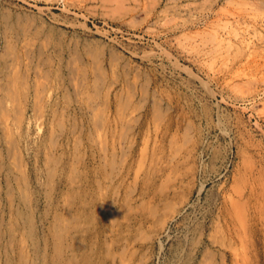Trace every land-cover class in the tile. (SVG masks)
Instances as JSON below:
<instances>
[{"label": "rangeland", "instance_id": "obj_1", "mask_svg": "<svg viewBox=\"0 0 264 264\" xmlns=\"http://www.w3.org/2000/svg\"><path fill=\"white\" fill-rule=\"evenodd\" d=\"M0 50L1 68L17 66L13 104L31 132L44 125L47 148L23 149L15 172L29 174L19 210L39 253L17 219L0 264H52L56 224L60 264H264V0H0Z\"/></svg>", "mask_w": 264, "mask_h": 264}, {"label": "bare ground", "instance_id": "obj_2", "mask_svg": "<svg viewBox=\"0 0 264 264\" xmlns=\"http://www.w3.org/2000/svg\"><path fill=\"white\" fill-rule=\"evenodd\" d=\"M152 1V0H151ZM256 2V1H255ZM239 7V6H238ZM257 8V7H256ZM62 9V8H61ZM255 10V9H254ZM249 11V10H248ZM233 14V13H232ZM226 17V16H225ZM18 20V19H17ZM27 21V20H26ZM236 32V31H235ZM223 34V33H222ZM218 35H219V33H218ZM233 35H234V33H233ZM8 36V35H7ZM213 37H214V35H212ZM260 36V35H259ZM218 37V36H217ZM244 37V36H243ZM221 38V37H220ZM251 38V37H250ZM215 39V38H214ZM4 41V40H3ZM9 41H10V39H9ZM217 41V40H216ZM239 41V40H238ZM245 41V40H244ZM240 42V41H239ZM9 44H11V43H9ZM13 44V43H12ZM217 44V43H216ZM248 44V42H246V45ZM7 46H11V45H7ZM15 46V45H14ZM241 46V45H240ZM2 48H3V46H1ZM9 47H7V48H9ZM16 47V46H15ZM253 47V46H252ZM5 49V48H4ZM16 49H17V47H16ZM7 50V49H6ZM6 50H5V52H6ZM12 50V49H11ZM1 51V50H0ZM18 51H20V50H18ZM17 51V52H18ZM238 51V50H237ZM248 52H249V50H248ZM2 53V52H1ZM8 53V52H7ZM11 53V52H10ZM13 53V52H12ZM232 53V52H231ZM16 54V53H15ZM21 54H23V53H21ZM7 55V54H6ZM10 56H12L11 54H9V56L8 57H10ZM26 56V55H25ZM0 57H2V55L0 56ZM7 57V56H6ZM7 57V58H8ZM22 57V56H21ZM21 57H20V59H21ZM248 57V56H247ZM4 58V57H3ZM12 58H13V56H12ZM26 58V57H25ZM24 58V59H25ZM23 59V60H24ZM164 59V58H163ZM11 60V59H10ZM27 60V59H26ZM30 60H32L31 58H30ZM21 62H22V60H20ZM3 62H4V59H3ZM11 61H9V63H10ZM13 62H15V60L13 61ZM13 62H11L12 63V65L10 64V68H8V64L7 65H5L4 67H0V241L4 238V236H9V244L10 245H12V243H13V241L15 240V234H16V232H19V227H18V223H17V219H20L21 220V223L23 224V225H28V226H30L29 228H28V230L27 231H25V234L27 235V236H29V238L33 241V244H32V246H33V254H34V256H37L38 255V253H39V248H38V245H37V242H35L34 240H35V238L33 237V232H34V227L31 225V223H32V217H31V215H29V216H23L22 215V213H21V211L19 210V205L20 204H23L24 206H27V205H29V206H31V202H32V200L29 198V195L27 196V193H26V191H27V189L28 188H30L29 187V185L31 184L30 183V181L28 180V178H29V174H25V176L22 174V175H17V173H15L16 171H20V164L18 163L19 162V158H20V156H21V153H22V150L23 149H26V150H28L29 148H30V150L31 149H33L34 150V153H35V157H36V155L40 152V148H42L43 150H47V148H45L46 147V143H45V137L43 136V134H42V127L44 126H42V125H40L39 123H37L38 121L37 120H39V118L38 119H36V121H34V122H36L35 123V130L33 131V132H31V130H30V128H31V121H29L30 119H28V117H26V114L24 113L25 112V110L27 109H24L23 107H19V106H17L16 107V105H17V103H19L20 104V102H13V100H15V94H17V93H15V91L16 90H18V80H16L15 78H14V76L12 75V76H10L9 78H8V76H9V73H11V71H12V68L14 69V67H13ZM26 62V61H25ZM30 62V61H29ZM32 62V61H31ZM51 62V61H50ZM17 63V62H16ZM47 63V62H46ZM15 64V63H14ZM25 64H28V60H27V62L25 63ZM36 65H37V63H36ZM250 65V64H249ZM20 66H22V65H19V67ZM23 67H25V66H23ZM28 67V66H27ZM15 69H17V66L15 67ZM27 69V68H26ZM20 70H21V68H20ZM29 70V69H28ZM27 70V71H28ZM239 71V70H238ZM13 72V71H12ZM26 72V71H25ZM29 72V71H28ZM39 73V72H38ZM37 73V74H38ZM232 73V72H231ZM18 74H20V73H18ZM31 74V73H30ZM17 76V75H16ZM15 76V77H16ZM35 76V75H34ZM237 76H238V74H237ZM240 76V75H239ZM234 77V76H233ZM14 78V79H13ZM195 78V77H194ZM20 79V78H19ZM200 79V78H199ZM236 79V78H235ZM29 80V79H28ZM174 80V79H173ZM164 81V80H163ZM22 82V81H21ZM243 81H241V83H242ZM27 83V82H26ZM29 84H32V83H29ZM40 84V83H39ZM41 85V84H40ZM184 85V84H183ZM239 85V84H238ZM259 85V84H258ZM20 86V85H19ZM24 86H26V85H24ZM38 85H36L35 87H37ZM44 86V85H43ZM101 86V85H100ZM204 86V85H203ZM46 87V86H45ZM51 87V86H50ZM183 87V86H182ZM208 87V86H207ZM235 87V86H234ZM248 87H250V86H248ZM144 88V87H143ZM238 88V87H237ZM251 88V87H250ZM20 89H21V87H20ZM40 89V88H39ZM81 90V89H80ZM143 90V89H142ZM46 91V90H45ZM50 91V90H49ZM243 91H245V90H243ZM209 92V91H208ZM212 91H210V93H211ZM26 93H28V92H26ZM25 93V94H26ZM147 93V92H146ZM247 93V92H246ZM262 93V92H261ZM34 94V93H33ZM68 94V93H67ZM84 94V93H83ZM130 94L131 93H129V96H130ZM167 94H168V92H167ZM208 94V93H207ZM263 94V93H262ZM37 96V94H34L33 95V97L34 96ZM46 95V94H45ZM44 95V96H45ZM116 95V94H115ZM121 94L119 93V96H120ZM123 95V94H122ZM252 95V94H251ZM35 96V97H36ZM43 96V97H44ZM49 96V95H48ZM51 96V95H50ZM167 96V95H166ZM199 96V95H198ZM257 96V95H256ZM32 97V98H33ZM105 97V96H104ZM121 97V96H120ZM125 97V96H124ZM123 97V98H124ZM170 97V96H169ZM244 97V96H243ZM27 98V97H26ZM117 98H118V96H117ZM117 98H115V99H117ZM132 98V97H131ZM131 98H129V99H131ZM264 98V97H263ZM23 99H24V97H23ZM33 99H35V98H33ZM114 99V100H115ZM119 99H121V98H119ZM125 99V98H124ZM147 99V98H146ZM170 99V98H169ZM20 100H21V98H20ZM35 100H37V98L35 99ZM43 100V99H42ZM41 99H40V103L42 104V101ZM45 100H47V99H45ZM84 100V99H83ZM34 101V100H33ZM49 101V100H48ZM65 101V100H64ZM68 101V100H67ZM133 101V100H132ZM180 101V100H179ZM195 101V100H194ZM261 101V100H260ZM22 102V101H21ZM61 102V101H60ZM87 102V101H86ZM122 102V101H121ZM124 102V101H123ZM131 102V101H130ZM136 102V101H135ZM138 102V101H137ZM169 102V101H168ZM16 103V105L14 106V104ZM33 103V102H32ZM35 103V102H34ZM38 103V102H37ZM58 103V102H57ZM95 103V102H94ZM104 103V102H103ZM179 103V102H178ZM188 103V102H187ZM39 104V103H38ZM86 104V103H85ZM110 104V103H109ZM171 104V103H170ZM22 105V104H21ZM34 105L35 104H32V108L34 109L35 107H34ZM44 105H46V102L44 103ZM66 105V104H65ZM68 105V104H67ZM70 105V104H69ZM82 105V104H81ZM98 105V104H97ZM118 105V104H117ZM123 105V104H122ZM25 106V105H24ZM51 106H52V104H51ZM84 106V105H83ZM87 106V105H86ZM93 106V105H92ZM99 106V105H98ZM107 106V105H106ZM215 106V105H214ZM25 107H27V106H25ZM37 107V106H36ZM54 107V106H53ZM88 107V106H87ZM117 107V106H116ZM124 107V106H123ZM125 107H126V105H125ZM124 107V108H125ZM131 107H132V105H131ZM263 107V106H262ZM23 108V109H22ZM41 108V107H40ZM133 108V107H132ZM137 108V107H136ZM190 108V107H189ZM42 109V108H41ZM53 109V108H52ZM126 109H128V106H127V108ZM125 109V110H126ZM166 109H167V107H166ZM29 110V109H28ZM45 110V109H44ZM55 110V109H54ZM60 110H62V109H60ZM85 110V109H84ZM91 110V109H90ZM96 110H97V106H96ZM103 110V109H102ZM110 110V109H109ZM119 110H120V108H119ZM119 110H118V112H119ZM129 110V109H128ZM136 110V109H135ZM65 111V110H64ZM67 111V110H66ZM75 111V110H74ZM86 111V110H85ZM134 111V110H133ZM150 111V110H149ZM174 111V110H173ZM209 111V110H208ZM34 112V111H33ZM39 112V111H38ZM55 112H56V110H55ZM62 112V111H61ZM89 112V111H88ZM95 112V111H94ZM116 112H117V109H116ZM115 112V113H116ZM117 112V113H118ZM121 112H123V110L121 109ZM130 112V111H129ZM129 112H128V114H129ZM207 112V111H206ZM264 112V111H263ZM27 113V112H26ZM52 113V112H51ZM117 113H116V116H117ZM132 113V112H131ZM30 114V113H29ZM39 114V113H38ZM84 114H86V113H84ZM91 114H92V111H91ZM97 114V113H96ZM106 114V113H105ZM133 114V113H132ZM190 114V113H189ZM40 115V114H39ZM56 115V114H55ZM59 115H62V114H59ZM88 115V114H87ZM92 115H94V114H92ZM107 115V114H106ZM118 115H120L119 113H118ZM135 115V114H134ZM35 115H33V117H34ZM65 116V115H64ZM109 116H110V114H109ZM115 116V115H114ZM122 116V115H121ZM124 116V115H123ZM136 116V115H135ZM155 116V115H154ZM157 116V115H156ZM32 117V116H31ZM51 117H52V115H51ZM69 117V116H68ZM73 117V116H72ZM72 117H70V118H72ZM92 117V121L94 122V120H95V118L96 117H94V119H93V116H91ZM179 117V116H178ZM34 118H37L36 116L34 117ZM34 118H32V119H34ZM42 118V117H41ZM40 118V119H41ZM45 118V117H44ZM53 118V117H52ZM114 118V117H113ZM120 118V117H119ZM119 118H118V120H119ZM125 119H126V117H124ZM157 118V117H156ZM210 118V117H209ZM73 119V118H72ZM79 119V118H78ZM83 119V118H82ZM99 119V118H98ZM117 119V118H116ZM221 119V118H220ZM81 120V119H80ZM106 120V119H105ZM121 120V119H120ZM119 120V121H120ZM124 120V119H123ZM122 120V121H123ZM141 120H143V118L141 119ZM176 120V119H175ZM196 120V119H195ZM51 121H52V119H51ZM60 121H62V119H60ZM79 121V120H78ZM90 121V120H89ZM102 121V120H101ZM111 121V120H110ZM115 121V120H114ZM138 121V120H137ZM201 121V120H200ZM40 122H41V120H40ZM59 122V121H58ZM72 122V121H71ZM88 122V121H87ZM112 122V121H111ZM126 120H125V123L124 124H126ZM128 122H130V120L128 121ZM153 122V121H152ZM151 122V123H152ZM219 122V121H218ZM42 123V122H41ZM122 123V124H123ZM147 123V122H146ZM182 123H183V121H182ZM208 123V122H207ZM225 123V122H224ZM258 123V122H257ZM64 124V123H63ZM80 124V123H79ZM103 124V123H102ZM111 124V123H110ZM121 124V123H120ZM122 124H121V126H122ZM133 124V123H132ZM150 124V123H149ZM187 124V123H186ZM185 124V125H186ZM196 124V123H195ZM86 125H88V124H86ZM96 125V124H95ZM113 125V124H112ZM128 125V124H127ZM138 125V124H137ZM136 125V126H137ZM166 125V124H165ZM214 125V124H213ZM108 126V125H107ZM106 126V127H107ZM133 126V125H132ZM131 126V127H132ZM190 126V125H189ZM217 126H220V124L218 123V125ZM87 127V126H86ZM114 127V126H113ZM135 127V126H134ZM147 127V126H146ZM78 128H80V127H78ZM108 128V127H107ZM110 128V127H109ZM117 128V127H116ZM124 128V127H123ZM178 128V127H177ZM182 128V127H181ZM74 129V128H73ZM73 129H71V130H73ZM92 129H93V127H92ZM96 129V128H95ZM94 129V130H95ZM98 129V128H97ZM128 129V128H127ZM130 129V128H129ZM158 129V128H157ZM192 129V128H191ZM214 129V128H213ZM219 129V128H218ZM220 129H221V127H220ZM51 130V129H50ZM80 130V129H79ZM81 130H83L82 129V126H81ZM103 130V129H102ZM101 130V131H102ZM118 130V129H117ZM131 130V129H130ZM146 130V129H145ZM144 130V131H145ZM178 130V129H177ZM184 130H186V129H184ZM100 131V132H101ZM113 131H114V133H115V131L116 130H114V128H113ZM125 131V130H124ZM132 131V130H131ZM151 131V130H150ZM169 131H170V129H169ZM179 131V130H178ZM192 131V130H191ZM223 131V130H222ZM225 131V130H224ZM74 132V131H73ZM81 132V131H80ZM79 132V133H80ZM100 132H98V133H100ZM103 132H105V130L103 131ZM112 132V131H111ZM127 132V131H126ZM186 132V131H185ZM50 133H52V131H50ZM90 133H91V131H90ZM120 133V132H119ZM118 133V134H119ZM125 133V132H124ZM143 133V132H142ZM177 133V132H176ZM220 133V132H219ZM226 133V132H225ZM71 134V133H70ZM81 134V133H80ZM108 134V133H107ZM130 134V133H129ZM144 134H145V132H144ZM147 134V133H146ZM239 134V133H238ZM49 135V134H48ZM55 135V134H54ZM53 135V136H54ZM90 135V134H89ZM95 135V134H94ZM96 135H97V133H96ZM95 135V136H96ZM99 135V134H98ZM120 135V134H119ZM126 135V134H125ZM124 135V136H125ZM135 135V134H134ZM148 135H150L149 133H148ZM176 135H178V134H176ZM175 135V136H176ZM197 135V134H196ZM122 136V135H121ZM121 136H119L120 138H121ZM152 136H154L153 134H152ZM180 136V135H179ZM182 136V135H181ZM98 137V136H97ZM97 137H96V140H98L100 137H98V139H97ZM143 137V136H142ZM185 137V136H184ZM73 138V137H72ZM112 138V137H111ZM117 138V137H116ZM133 138H135V137H133ZM153 138V137H152ZM155 138V137H154ZM89 139H91L90 137H89ZM93 139V138H92ZM104 139H106L105 137L103 138V140ZM113 139V138H112ZM111 139V140H112ZM118 139V138H117ZM130 139V138H129ZM156 139V138H155ZM186 139V138H185ZM192 139V138H191ZM78 139H76V141H77ZM102 140V142H104ZM108 140V139H107ZM119 140V139H118ZM121 140H123V139H121ZM135 140V139H134ZM141 140V139H140ZM177 140V139H176ZM179 140H181V139H179ZM183 140H184V138H183ZM50 141V140H49ZM68 141V140H67ZM79 141V140H78ZM77 141V142H78ZM81 141V140H80ZM155 141V140H154ZM165 141V140H164ZM186 141V140H185ZM113 142V141H112ZM111 142V143H112ZM115 142V141H114ZM125 142V141H124ZM132 142H133V140H132ZM143 142V141H142ZM184 142V141H183ZM205 142V141H204ZM214 142V141H213ZM50 143H52V146H51V148L53 147V145L55 146V144H54V141H51ZM123 143V142H122ZM130 143V142H129ZM180 143H182V141L180 142ZM57 144V143H56ZM90 144V143H89ZM100 144H101V142H100ZM100 144H98V145H100ZM105 144H106V140H105ZM116 144V143H115ZM119 144V143H118ZM133 144V143H132ZM132 144H130V145H132ZM138 144V143H137ZM147 144V143H146ZM169 144V143H168ZM92 145H93V143H92ZM112 145V144H111ZM129 145V144H128ZM127 145V146H128ZM140 145H141V143H140ZM152 145H154L153 143H152ZM173 145H174V142H173ZM181 145L182 144H180V145H178V146H180L179 148L181 149V148H183V147H181ZM230 145V144H229ZM89 146V145H88ZM91 146V145H90ZM101 146V145H100ZM105 146V145H104ZM120 146H122V145H119V147ZM134 146V145H133ZM162 146V145H161ZM168 146V145H167ZM188 146V145H187ZM262 146V145H261ZM58 147V146H57ZM92 147V146H91ZM102 147V146H101ZM106 147V146H105ZM104 147V148H105ZM112 147V146H111ZM110 147V148H111ZM124 147V146H123ZM158 147H160V146H158ZM171 147V146H170ZM174 147V146H173ZM50 148V147H49ZM59 148V147H58ZM61 148V147H60ZM63 148V147H62ZM73 148H75L74 146H73ZM149 148V147H148ZM148 148H147V150H148ZM169 148V147H168ZM175 148V147H174ZM178 148V147H177ZM177 148H175V149H177ZM41 149V150H42ZM85 149V148H84ZM90 149V148H89ZM102 149H103V147H102ZM106 149V148H105ZM153 149V148H152ZM185 149V148H184ZM57 150V149H56ZM62 150V149H61ZM65 150V149H64ZM72 150V149H71ZM120 150H122V149H120ZM125 150V149H124ZM123 150V151H124ZM164 150V149H163ZM173 150V149H172ZM171 150V151H172ZM29 151V150H28ZM73 151H74V149H73ZM77 151V150H76ZM126 151H128V150H126ZM130 151V150H129ZM174 151V150H173ZM180 151V150H179ZM178 151V152H179ZM219 151H220V149H219ZM24 152H26V151H24ZM23 152V153H24ZM59 152V151H58ZM61 152V151H60ZM115 152V151H114ZM125 152V151H124ZM143 152V151H142ZM193 152V151H192ZM30 153V152H29ZM78 153V152H77ZM80 153V152H79ZM140 153V152H139ZM144 153H145V151H144ZM176 153V152H175ZM200 153V152H199ZM224 153H226V152H224ZM25 154H27V153H25ZM48 154V153H47ZM54 154H55V151H54ZM83 154H85V153H83ZM106 154V153H105ZM138 154V153H137ZM143 154V153H142ZM158 154V153H157ZM198 154V153H197ZM202 154V153H201ZM56 155H58V154H56ZM60 155V154H59ZM76 155V154H75ZM86 155V154H85ZM84 155V156H85ZM102 155V154H101ZM127 155V154H126ZM139 155V154H138ZM150 155V154H149ZM177 155V154H176ZM175 155V156H176ZM179 155V154H178ZM186 155H187V153H186ZM219 155V154H218ZM225 155V154H224ZM238 155V154H237ZM26 156V155H25ZM97 156V155H96ZM135 156V155H134ZM144 156V155H143ZM163 156V155H162ZM190 156V155H189ZM188 156V157H189ZM27 157V156H26ZM50 157V156H49ZM48 157V158H49ZM69 157V156H68ZM93 157V156H92ZM98 157V156H97ZM111 157V156H110ZM153 157V156H152ZM159 157V156H158ZM161 157V156H160ZM221 157V156H220ZM64 158H65V156H64ZM67 158V157H66ZM74 158V157H73ZM73 158H71V161H72V159ZM81 158H83V157H81ZM99 158V157H98ZM112 158V157H111ZM124 158V157H123ZM122 158V159H123ZM139 158V157H138ZM148 158V157H147ZM156 158V157H155ZM172 158H174V157H172ZM176 158V157H175ZM181 158V157H180ZM210 158V157H209ZM213 158H214V156H213ZM36 159V158H35ZM47 159V158H46ZM57 159V158H56ZM55 159V160H56ZM59 159H62V158H59ZM101 159V158H100ZM168 159V158H167ZM179 159V158H178ZM185 159V158H184ZM196 159V158H195ZM99 160V159H98ZM116 160H119L118 158L116 159ZM139 160V159H138ZM48 162H49V160H47ZM50 161H51V157H50ZM66 161V160H65ZM104 161V160H103ZM113 161V160H112ZM123 161V160H122ZM137 161V160H136ZM152 161V160H151ZM27 162V161H26ZM53 161H51V163H52ZM56 162V161H55ZM54 162V163H55ZM59 162V161H58ZM69 162V161H68ZM74 162V161H73ZM114 162V161H113ZM112 162V163H113ZM45 163V162H44ZM80 163V162H79ZM109 163H111V162H109ZM119 163V162H118ZM151 163V162H150ZM34 164V163H33ZM67 164V163H66ZM135 164V163H134ZM141 164V163H140ZM149 164V163H148ZM219 164V163H218ZM247 164V163H246ZM43 165V164H42ZM119 165V164H118ZM144 165H145V163H144ZM143 165V166H144ZM156 165V164H155ZM159 165V164H158ZM169 165H171V163L169 164ZM54 166H55V164H54ZM109 166V165H108ZM111 166V165H110ZM141 166V165H140ZM149 166V165H148ZM167 166V165H166ZM188 166V165H187ZM252 166V165H251ZM26 167V166H25ZM88 167V166H87ZM129 167V166H128ZM160 167V166H159ZM189 167V166H188ZM191 167H192V165H191ZM248 167V166H247ZM54 168V167H53ZM71 168V167H70ZM112 168H114V167H112ZM111 168V169H112ZM118 168V167H117ZM161 168H162V166H161ZM164 168V167H163ZM168 168V167H167ZM223 168V167H222ZM25 169V168H24ZM23 169V170H24ZM55 169V168H54ZM73 169H74V167H73ZM98 169V168H97ZM106 169V168H105ZM143 168H142V166H141V170H142ZM170 169V168H169ZM172 169V168H171ZM186 169V168H185ZM188 169V168H187ZM186 169V170H187ZM260 169V168H259ZM110 170V169H109ZM139 170V169H138ZM148 170V169H147ZM22 171V170H21ZM52 171V170H51ZM62 171V170H61ZM75 171H76V169H75ZM104 171V170H103ZM111 171V170H110ZM109 171V172H110ZM25 172V171H24ZM46 172H47V170H46ZM112 172V171H111ZM115 172V171H114ZM146 172H149V171H146ZM183 172V171H182ZM73 173V172H72ZM184 173V172H183ZM19 174H21L20 172H19ZM49 174H51L50 172H49ZM48 174V175H49ZM117 174V173H116ZM170 174V173H169ZM187 174V173H186ZM109 175V174H108ZM44 176V175H43ZM52 176V175H51ZM106 176H107V174H106ZM127 176V175H126ZM134 176V175H133ZM170 176V175H169ZM177 176H179V175H177ZM204 176V175H203ZM35 178H37L38 176H37V174H35V176H34ZM50 177V176H49ZM110 177V176H109ZM149 177V176H148ZM152 177V176H151ZM163 177V176H162ZM237 177V176H236ZM165 178V177H164ZM38 179V178H37ZM60 179V178H59ZM74 179V178H73ZM121 179V178H120ZM119 179V180H120ZM151 179V178H150ZM153 179V178H152ZM166 179H167V176H166ZM180 179V178H179ZM209 179V178H208ZM46 180V179H45ZM71 180V179H70ZM101 180V179H100ZM127 180V179H126ZM137 180V178L136 179H134V181H136ZM168 180V179H167ZM170 180V179H169ZM33 181V180H32ZM75 181V180H74ZM124 181V180H123ZM161 182H162V180H160ZM171 181V180H170ZM181 181V180H180ZM248 181V180H247ZM51 182V181H50ZM76 182V181H75ZM82 182V181H81ZM98 182V181H97ZM96 182V183H97ZM105 182V181H104ZM118 182V181H117ZM126 182V181H125ZM164 182V181H163ZM162 182V183H163ZM33 183V182H32ZM42 183V182H41ZM79 183V182H78ZM106 183V182H105ZM120 183V182H119ZM165 183V182H164ZM185 183V182H184ZM118 184V183H117ZM123 184V183H122ZM130 184V183H129ZM135 184V183H134ZM134 184H132V185H134ZM161 184V183H160ZM183 184V183H182ZM243 184V183H242ZM99 185V184H98ZM109 185V184H108ZM112 184H110V186H111ZM173 185V184H172ZM47 186H51V185H47ZM104 186V185H103ZM118 186H120L119 184H118ZM127 186V185H126ZM190 186V185H189ZM188 185H187V187H189ZM200 186V185H199ZM52 187V186H51ZM70 187V186H69ZM109 187V186H108ZM114 187V186H113ZM128 187V186H127ZM132 187V186H131ZM135 187H136V185H135ZM244 187V186H243ZM46 188V187H45ZM103 188H105V187H103ZM112 188V187H111ZM115 188V187H114ZM169 188V187H168ZM250 188V187H249ZM52 189V188H51ZM129 189H131V188H129ZM165 189V188H164ZM202 189V188H201ZM104 192H105V190L104 189H102ZM112 190V189H111ZM116 190V189H115ZM118 190V189H117ZM120 190V189H119ZM119 190H118V192H119ZM169 191V190H168ZM238 191V190H237ZM111 192V191H110ZM115 192V191H114ZM130 192V191H129ZM158 192V191H157ZM160 192V191H159ZM29 193V192H28ZM31 193V192H30ZM48 193V192H47ZM100 193V192H99ZM99 193H98V195H99ZM102 193V192H101ZM123 193V192H122ZM170 193V192H169ZM38 194V193H37ZM103 194V193H102ZM108 194V193H107ZM130 194V193H129ZM131 194H134L133 192L131 193ZM160 194V193H159ZM251 194V193H250ZM45 195V194H44ZM142 195V194H141ZM168 195V194H167ZM171 195V194H170ZM194 195V194H193ZM106 196V195H105ZM127 196H128V194H127ZM143 196V195H142ZM39 197V196H38ZM52 197V196H51ZM63 197V196H62ZM112 197V196H111ZM117 197V196H116ZM253 197V196H252ZM251 197V198H252ZM59 198H61V197H59ZM82 198H83V196H82ZM128 198V197H127ZM139 198V197H138ZM157 198V197H156ZM193 198V197H192ZM257 198V197H256ZM255 198V199H256ZM37 199V198H36ZM46 204H48V202L50 201V196L48 195V196H46ZM69 199V198H68ZM117 199V198H116ZM149 199V198H148ZM160 199V198H159ZM131 200H132V198H131ZM130 200V201H131ZM137 200V199H136ZM140 200V199H139ZM210 200V199H209ZM233 200V199H232ZM62 201V200H61ZM181 201H183V200H181ZM211 201V200H210ZM37 202H38V200H37ZM166 202V201H165ZM165 202H163V203H165ZM230 202V201H229ZM58 203V202H57ZM67 203H68V201H67ZM66 203V204H67ZM147 203V202H146ZM162 203V202H161ZM207 203V202H206ZM232 203V202H231ZM235 203V202H234ZM42 204V203H41ZM50 204V203H49ZM48 204V205H49ZM139 204V203H138ZM243 204H244V201H243ZM69 205V204H68ZM73 205V204H72ZM101 205V204H100ZM136 205V204H135ZM135 205H134V207H135ZM139 205H143V203L142 204H139ZM152 205V204H151ZM150 205V206H151ZM167 206H168V204H166ZM234 205V204H233ZM235 205H238L237 203L235 204ZM241 205V204H240ZM67 206V205H66ZM98 206V205H97ZM130 206V208H131V205H129ZM150 206H148L149 208H150ZM173 206V205H172ZM175 206H176V204H175ZM48 207V206H47ZM69 207V206H68ZM100 207V206H99ZM101 207H102V205H101ZM138 206H136V208H137ZM237 207V206H236ZM238 207H239V205H238ZM41 208V207H40ZM59 208V207H58ZM105 208V207H104ZM127 208V207H126ZM130 208L128 209L129 211H130V213L132 214V212H131V210H130ZM140 208H142L141 206H140ZM159 208V207H158ZM163 208H164V206H163ZM231 208V207H230ZM7 209V210H6ZM90 209V208H89ZM92 209V208H91ZM126 209V212L128 211ZM143 209V208H142ZM144 209H145V207H144ZM152 209V208H151ZM167 209V208H166ZM165 209V210H166ZM198 209V208H197ZM211 209V208H210ZM236 209V208H235ZM50 210V209H49ZM63 210V209H62ZM106 210V209H105ZM116 210V209H115ZM135 210V209H134ZM139 210V209H138ZM160 210V209H159ZM46 211V210H45ZM54 211V210H53ZM140 211V210H139ZM186 211V210H185ZM197 211V210H196ZM8 213V221H7V224L9 225L8 226V230H7V232H5V231H3V228L2 227H4L5 226V221H6V218H5V214H7ZM44 212V211H43ZM138 212V211H137ZM147 212H149V211H147ZM163 212V211H162ZM208 212V211H207ZM56 213H58V212H56ZM72 213V212H71ZM98 213L100 214L101 212H100V210L98 211ZM97 213V214H98ZM112 213H113V211H112ZM128 213V212H127ZM153 214V212H150V214ZM236 213V212H235ZM238 213V212H237ZM31 214H32V211H31ZM45 214V213H44ZM46 214H47V212H46ZM55 214V213H54ZM66 214V213H65ZM98 214V215H99ZM171 214V213H170ZM51 215V214H50ZM56 215V214H55ZM76 215V214H75ZM113 215H116V214H113ZM134 215V214H133ZM163 215V214H162ZM193 215V214H192ZM195 215V214H194ZM234 215H236V214H234ZM41 216V215H40ZM45 216V215H44ZM88 216V215H87ZM109 216V215H108ZM132 216V215H131ZM136 216V215H135ZM138 216H139V214H138ZM146 216V215H145ZM152 216H154V215H152ZM173 216H175V215H173ZM238 216V215H237ZM14 217H15V219H16V222H15V220H14ZM61 217V216H60ZM67 217V216H66ZM79 217V216H78ZM89 217V216H88ZM92 217V216H91ZM114 217V216H113ZM155 218H156V216H154ZM188 217V216H187ZM206 217V216H205ZM208 217V216H207ZM230 217V216H229ZM241 217V216H240ZM46 218V217H45ZM62 218V217H61ZM80 218V217H79ZM92 218H94V217H92ZM129 218H131V217H129ZM179 218V217H178ZM211 218V217H210ZM237 218V217H236ZM74 219V218H73ZM96 219V218H95ZM109 219V218H108ZM124 219V218H123ZM134 219V218H133ZM235 219V218H234ZM238 219V218H237ZM247 219V218H246ZM71 220V219H70ZM78 220V219H77ZM82 220V219H81ZM113 220V219H112ZM111 219H110V221H112ZM168 220V219H167ZM176 220V219H175ZM184 220V219H183ZM241 220H243L242 218H241ZM59 221V220H58ZM71 221H73V220H71ZM75 221V220H74ZM73 221V222H74ZM97 221V220H96ZM109 221V222H110ZM166 221V220H165ZM245 221V220H244ZM243 221V222H244ZM83 222V221H82ZM81 222V223H82ZM161 222H163V221H161ZM112 223V222H111ZM164 223V222H163ZM219 223V222H218ZM135 224V223H134ZM133 224V225H134ZM169 224V223H168ZM66 225V224H65ZM82 225V224H81ZM136 225V224H135ZM64 226V225H63ZM103 226V225H102ZM113 225H111V227H112ZM167 226V225H166ZM215 226V225H214ZM217 226V225H216ZM92 227V226H91ZM100 227V226H99ZM104 227V226H103ZM138 227V226H137ZM155 227V226H154ZM178 227V226H177ZM176 227V228H177ZM226 227H227V225H226ZM230 227V226H229ZM247 227V226H246ZM246 227H244V228H246ZM79 228V227H78ZM101 228V227H100ZM151 228V227H150ZM217 228V227H216ZM109 228H107V230H108ZM129 229V228H128ZM147 229H149V227L147 228ZM159 229V228H158ZM232 229H233V227H232ZM236 229V228H235ZM66 230V229H65ZM69 230V229H68ZM111 230V229H110ZM156 230V229H155ZM132 231V230H131ZM143 231V230H142ZM210 231V230H209ZM23 232V231H22ZM64 232V230H62L61 229V227H59V225H55L54 227H53V229L51 230V234H52V237H53V240L55 241V243H54V246H53V248H54V256H53V262H52V264H60V247H59V245L58 244H56V241L57 240H60L62 237H64L67 233H68V231H67V233L64 235V236H61L62 235V233ZM176 232V231H175ZM181 232V231H180ZM222 232V231H221ZM220 232V233H221ZM235 232V231H234ZM237 232V231H236ZM244 232V231H243ZM110 233V232H109ZM131 233V232H130ZM146 233H147V231H146ZM179 233V232H178ZM245 233V232H244ZM20 234V233H19ZM24 234V232H23V234L21 233V235H25ZM135 234V233H134ZM137 234V233H136ZM219 234V233H218ZM222 234V233H221ZM79 235V234H78ZM213 235H215V232H214V234ZM51 236V235H50ZM101 236V235H100ZM132 236V235H131ZM154 236V235H153ZM169 236V235H168ZM183 236V235H182ZM181 236V237H182ZM186 236V235H185ZM208 237H211V235H210V233H209V235H207ZM222 236V235H221ZM220 236V237H221ZM102 237V236H101ZM129 237V236H128ZM225 237V236H224ZM247 237V236H246ZM103 238V237H102ZM130 238V237H129ZM163 238V237H162ZM179 238V237H178ZM212 238V237H211ZM226 238V237H225ZM233 238V237H232ZM245 238V237H244ZM244 238H242L243 240H244ZM250 238H251V236H250ZM29 239V240H30ZM94 239V238H93ZM160 239V238H159ZM182 239V238H181ZM215 239H216V237H215ZM215 239H214V241H215ZM28 240V239H27ZM134 240V239H133ZM136 240V239H135ZM134 240V241H135ZM157 240V239H156ZM166 240H167V238H166ZM219 240V239H218ZM227 241H228V239H226ZM247 240V239H246ZM155 241V240H154ZM182 241V240H181ZM71 242V241H70ZM91 242V241H90ZM142 242V241H141ZM162 242V241H161ZM211 242V241H210ZM230 242V241H229ZM8 243V242H7ZM6 243V244H7ZM17 243V242H16ZM100 243V242H99ZM123 243V242H122ZM139 243V242H138ZM192 243V242H191ZM214 244H215V242H213ZM218 243H221V242H218ZM225 243V242H224ZM227 243V242H226ZM231 243H232V241H231ZM235 243V242H234ZM239 243V242H238ZM237 243V244H238ZM242 243V242H241ZM19 244V243H18ZM68 244H69V242H68ZM96 244V243H95ZM142 244V243H141ZM186 244V243H185ZM211 244V243H210ZM236 244V245H237ZM0 245H1V243H0ZM5 245V244H4ZM138 245V244H137ZM227 245V244H226ZM235 245V244H234ZM240 245V244H239ZM242 245V244H241ZM245 245V244H244ZM26 246V245H25ZM75 246V245H74ZM134 246V245H133ZM155 246V245H154ZM221 246V245H220ZM224 246V245H223ZM243 246V245H242ZM246 246V245H245ZM65 247V246H64ZM68 246L66 245V248H67ZM118 247V246H117ZM175 247V246H174ZM232 247V246H231ZM234 247V246H233ZM7 248H9V246L7 247ZM6 248V249H7ZM70 248V247H69ZM159 248V247H158ZM201 248V247H200ZM19 249H20V251L23 249V247L22 246H20L19 247ZM19 249H18V251H19ZM27 249V248H26ZM65 249V248H64ZM214 249V248H213ZM216 249V248H215ZM237 249H240L239 247L237 248ZM242 249V248H241ZM240 249V250H241ZM4 250H5V248H4ZM14 250V249H13ZM67 250V249H66ZM69 250V249H68ZM116 250V249H115ZM126 250V249H125ZM150 250H152V249H150ZM155 250V249H154ZM232 250V249H231ZM230 250V251H231ZM24 251H25V249H24ZM109 251H110V249H109ZM132 251V250H131ZM148 251V250H147ZM158 251V250H157ZM162 251V250H161ZM217 251V250H216ZM215 251V252H216ZM99 252V251H98ZM107 252V251H106ZM111 252H113V251H111ZM122 252V251H121ZM31 253V252H30ZM43 253V252H42ZM65 253V252H64ZM159 253V252H158ZM163 253V252H162ZM233 253H234V251H233ZM238 253V252H237ZM26 254H28L27 252L25 253V255ZM137 254V253H136ZM181 254V253H180ZM8 255V254H7ZM68 255V254H67ZM71 255V254H70ZM75 255H76V253H75ZM97 255H99V254H97ZM127 255V254H126ZM142 255V254H141ZM164 255V254H163ZM215 255H217V254H215ZM224 255V254H223ZM235 255V254H234ZM107 256V255H106ZM144 256V255H143ZM149 256V255H148ZM156 256H158V254L156 255ZM225 256H227V254L225 255ZM31 257V256H30ZM62 257V256H61ZM64 257V256H63ZM119 257V256H118ZM137 257V256H136ZM197 257V256H196ZM210 257V256H209ZM236 257V256H235ZM7 258V257H6ZM25 258V257H24ZM121 258V257H120ZM164 258V257H163ZM30 259V258H29ZM150 259V258H149ZM226 259H227V257H226ZM237 259V258H236ZM86 260V259H85ZM100 260H101V258H100ZM105 260V259H104ZM114 260V259H113ZM126 260H128V259H126ZM141 260V259H140ZM190 260V259H189ZM7 261H8V259H7ZM14 261H16V260H14ZM19 261V260H18ZM29 261V260H28ZM76 261V260H75ZM84 261V260H83ZM217 261V260H216ZM221 261H223L222 259H221ZM225 261V260H224ZM3 262H4V260H3ZM81 262V261H80ZM94 262V261H93ZM101 262H103V261H101ZM125 262V261H124ZM124 262L122 261V264H124ZM219 262V261H218ZM22 263V262H21ZM21 263H19V264H21ZM67 263V262H66ZM82 263V262H81ZM126 263V262H125ZM163 263V262H162ZM182 263V262H181ZM214 263V262H213ZM16 264V263H15ZM44 264V263H43ZM74 264H76V263H74ZM89 264V263H88ZM111 264H112V262H111ZM120 264V263H119ZM211 264V263H210ZM219 264V263H218Z\"/></svg>", "mask_w": 264, "mask_h": 264}]
</instances>
